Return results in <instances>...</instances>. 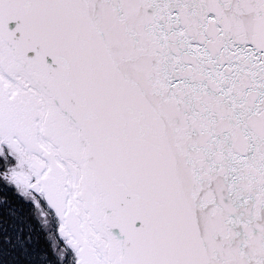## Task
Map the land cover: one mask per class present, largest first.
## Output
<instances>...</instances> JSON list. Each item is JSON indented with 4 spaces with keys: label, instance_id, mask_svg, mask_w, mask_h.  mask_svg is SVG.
Returning <instances> with one entry per match:
<instances>
[{
    "label": "snow or ice",
    "instance_id": "snow-or-ice-1",
    "mask_svg": "<svg viewBox=\"0 0 264 264\" xmlns=\"http://www.w3.org/2000/svg\"><path fill=\"white\" fill-rule=\"evenodd\" d=\"M0 264H264V0H0Z\"/></svg>",
    "mask_w": 264,
    "mask_h": 264
}]
</instances>
